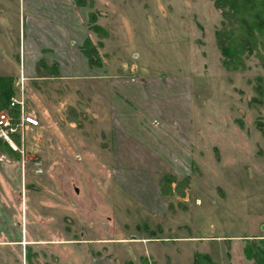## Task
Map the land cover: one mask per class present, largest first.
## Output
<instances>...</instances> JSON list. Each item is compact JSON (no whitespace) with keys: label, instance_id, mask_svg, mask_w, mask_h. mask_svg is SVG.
I'll list each match as a JSON object with an SVG mask.
<instances>
[{"label":"rangeland","instance_id":"1","mask_svg":"<svg viewBox=\"0 0 264 264\" xmlns=\"http://www.w3.org/2000/svg\"><path fill=\"white\" fill-rule=\"evenodd\" d=\"M213 2L84 1L92 43L112 75L152 79L149 93L165 94L168 103L180 96L187 117L170 124L179 134L153 162L162 163L154 175L142 155H123L129 166L108 164L113 152L103 130L112 117L92 85L80 103L24 101L18 116L8 114L12 135L27 144L17 149L27 174L21 183L3 178L11 197L0 205V264H194L196 254L206 256L197 264H264V52L243 53L237 68L223 66L215 37L222 17ZM17 11V0L0 6V34L12 50ZM93 19L103 27L91 28ZM147 170L160 186L156 207L146 206L140 181L132 193L121 182L126 175L141 180ZM24 228L28 245L19 244Z\"/></svg>","mask_w":264,"mask_h":264},{"label":"crops","instance_id":"2","mask_svg":"<svg viewBox=\"0 0 264 264\" xmlns=\"http://www.w3.org/2000/svg\"><path fill=\"white\" fill-rule=\"evenodd\" d=\"M84 1L17 0V17L14 18L17 49L9 48L6 45L7 37L5 34H0V40H2L0 43V77H10L14 80L12 98L16 102L26 100L33 102L39 99L42 101L43 97H57L58 100L72 99L80 103L83 102L81 98L90 91L87 90V86L92 85L93 88H97V92L93 89V96L95 98L102 96L106 111L112 117V126L110 128L107 126L106 130H103L106 131L105 135L110 137L108 142L111 143L113 152L108 164L129 166V161L125 160L123 155L132 158L142 155L150 162L146 167L153 170L155 175V171L158 172L162 163L159 161V164L153 165V162L156 163L157 160L165 158L161 151L165 150L170 138L173 139V135L179 134V131H176V128L170 124L174 125L175 120L180 121L187 117L182 107V98L174 94L168 103L165 94L160 96L149 93L150 91L155 92L152 88L156 82L151 84L152 79L137 77V79L122 80L112 75L111 64L102 63L101 46L95 42L92 43L95 33L92 29L89 30ZM4 5H6V0H0V6ZM88 17L94 18L95 15L89 14ZM91 24V28L97 26L101 29L103 27L100 19H93ZM87 41L94 48L96 58H98L93 64L89 62L84 52ZM103 67L107 70V73H103L104 75L91 74V71H100ZM44 71L50 72L49 75H41ZM137 80L139 82H136ZM147 108L154 112H146ZM50 110L56 111L55 108H49ZM7 113L10 114L9 111ZM98 117L101 115L99 114ZM153 120H160L162 124L159 126ZM99 131L103 133L102 130ZM12 136L13 139L16 138L14 143H11L10 138V143L0 139L3 141L0 142L1 206H3L1 200L11 197L7 195V190L2 186L5 183L3 178L9 177L7 179L10 181L21 183L27 174L26 159L17 152L20 148L26 151L27 144H20L17 140L20 137L22 141L24 136L15 134ZM176 142L174 143L175 149L178 145ZM5 147L10 151L7 152ZM103 148L106 149V147ZM94 159L99 165H104L100 156L96 158L95 154ZM142 164L145 166L144 161ZM163 166H165L164 163ZM154 167L156 169H153ZM149 170L145 176L140 175L141 180H135L133 176L126 175L121 182L126 184V188H123L132 193L133 182L140 181L146 186L142 193L151 201L147 202L146 206L156 207L161 191L157 177L150 175ZM14 197L18 199L17 205L21 209V193L20 197L17 195ZM19 218L17 225L19 224L21 228V212ZM18 237L20 245H28L25 228Z\"/></svg>","mask_w":264,"mask_h":264},{"label":"trees","instance_id":"3","mask_svg":"<svg viewBox=\"0 0 264 264\" xmlns=\"http://www.w3.org/2000/svg\"><path fill=\"white\" fill-rule=\"evenodd\" d=\"M213 3L222 17L221 27L216 31L215 37L223 66L237 68L241 64L240 56L243 53H251L258 48L264 52V0H214ZM87 44L88 41L84 52L87 55V52L91 51L92 55H87V58L93 64L96 58L95 50L93 47L88 50ZM13 95L14 80L10 77H0V111L6 110L10 115L18 116L19 105L10 104ZM5 149L10 151L7 147ZM200 257L206 256L196 254L194 264H197ZM206 261L210 263L209 259ZM262 263L258 258L256 264Z\"/></svg>","mask_w":264,"mask_h":264},{"label":"built area","instance_id":"4","mask_svg":"<svg viewBox=\"0 0 264 264\" xmlns=\"http://www.w3.org/2000/svg\"><path fill=\"white\" fill-rule=\"evenodd\" d=\"M23 102H16L13 98H11V106L20 105L22 106ZM24 121L31 125H36L37 122L31 117H25ZM16 132V128L12 126L10 117L7 112H0V139H3L10 143V136Z\"/></svg>","mask_w":264,"mask_h":264},{"label":"water","instance_id":"5","mask_svg":"<svg viewBox=\"0 0 264 264\" xmlns=\"http://www.w3.org/2000/svg\"><path fill=\"white\" fill-rule=\"evenodd\" d=\"M262 231H264V224L261 226V228H260Z\"/></svg>","mask_w":264,"mask_h":264}]
</instances>
